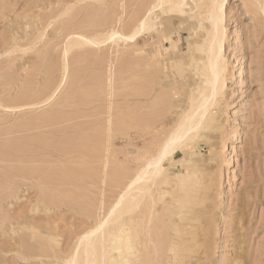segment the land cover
Instances as JSON below:
<instances>
[{
    "label": "rangeland",
    "instance_id": "rangeland-1",
    "mask_svg": "<svg viewBox=\"0 0 264 264\" xmlns=\"http://www.w3.org/2000/svg\"><path fill=\"white\" fill-rule=\"evenodd\" d=\"M154 1L0 0V264H66L190 110L207 0L153 10L155 27L134 40L107 37L134 33ZM254 5L225 3L213 128L168 159L173 180L150 184L158 225L183 196L175 178L198 172L206 264H264V15Z\"/></svg>",
    "mask_w": 264,
    "mask_h": 264
},
{
    "label": "bare ground",
    "instance_id": "bare-ground-1",
    "mask_svg": "<svg viewBox=\"0 0 264 264\" xmlns=\"http://www.w3.org/2000/svg\"><path fill=\"white\" fill-rule=\"evenodd\" d=\"M186 1L156 0L147 10L151 12L150 16L138 21L134 33L125 35L116 31L107 37L109 40L114 38L134 40L138 35L149 32L155 27L153 19L157 14H154L153 10L159 8L162 14H178L184 10ZM226 1L207 0L206 14L210 30L203 44L197 47V51L204 54L202 59H198L199 66H202L199 70L202 84L196 87L197 96L193 98L192 105L189 106L190 110L181 117L176 129L168 135L163 145L161 144L156 158L141 167V170L126 184L106 216L100 219L93 230L77 241L66 264H206L209 261L211 244L208 231L210 229L206 218H203L207 199L196 196L200 186L198 172L192 170L175 178V181L182 183L180 190L183 196L181 200L176 197L173 214L158 225L154 221L158 212L150 184L153 186L157 180L165 182L173 180L166 174L165 163L187 142L213 126L215 115L212 108L216 106L217 98L222 93L227 71L223 57ZM253 1L264 15V0ZM203 3H200L201 6ZM67 70L66 65L65 74Z\"/></svg>",
    "mask_w": 264,
    "mask_h": 264
}]
</instances>
